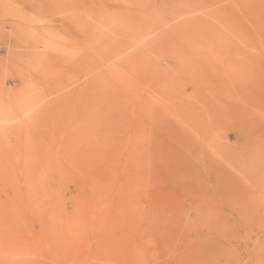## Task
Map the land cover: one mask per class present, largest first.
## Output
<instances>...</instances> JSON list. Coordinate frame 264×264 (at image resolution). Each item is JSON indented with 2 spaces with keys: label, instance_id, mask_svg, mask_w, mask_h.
<instances>
[{
  "label": "rangeland",
  "instance_id": "obj_1",
  "mask_svg": "<svg viewBox=\"0 0 264 264\" xmlns=\"http://www.w3.org/2000/svg\"><path fill=\"white\" fill-rule=\"evenodd\" d=\"M0 264H264V0H0Z\"/></svg>",
  "mask_w": 264,
  "mask_h": 264
},
{
  "label": "bare ground",
  "instance_id": "obj_2",
  "mask_svg": "<svg viewBox=\"0 0 264 264\" xmlns=\"http://www.w3.org/2000/svg\"><path fill=\"white\" fill-rule=\"evenodd\" d=\"M6 246V245H5ZM4 247V246H3ZM4 250V249H3Z\"/></svg>",
  "mask_w": 264,
  "mask_h": 264
}]
</instances>
